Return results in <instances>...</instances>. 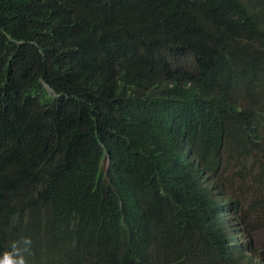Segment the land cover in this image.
<instances>
[{
    "label": "trees",
    "instance_id": "1",
    "mask_svg": "<svg viewBox=\"0 0 264 264\" xmlns=\"http://www.w3.org/2000/svg\"><path fill=\"white\" fill-rule=\"evenodd\" d=\"M251 177L264 0H0V258L264 264Z\"/></svg>",
    "mask_w": 264,
    "mask_h": 264
},
{
    "label": "rangeland",
    "instance_id": "2",
    "mask_svg": "<svg viewBox=\"0 0 264 264\" xmlns=\"http://www.w3.org/2000/svg\"><path fill=\"white\" fill-rule=\"evenodd\" d=\"M245 187H247L248 195L251 198L247 200L246 206L243 205L242 208V214L248 221L246 230L249 232L252 246L255 248L254 255L258 256L255 253H259L264 258V208L257 207V210H250V206L255 203L256 198L258 199L263 195V191L252 177ZM249 253L253 254L251 251Z\"/></svg>",
    "mask_w": 264,
    "mask_h": 264
},
{
    "label": "clouds",
    "instance_id": "3",
    "mask_svg": "<svg viewBox=\"0 0 264 264\" xmlns=\"http://www.w3.org/2000/svg\"><path fill=\"white\" fill-rule=\"evenodd\" d=\"M25 244H30V238L25 239ZM13 249L16 251V255L6 252L2 258H0V264H26V260L22 255H19V250L16 248V244H13Z\"/></svg>",
    "mask_w": 264,
    "mask_h": 264
}]
</instances>
